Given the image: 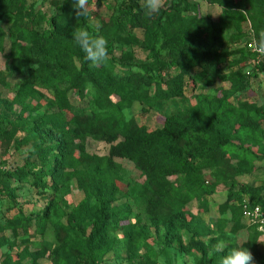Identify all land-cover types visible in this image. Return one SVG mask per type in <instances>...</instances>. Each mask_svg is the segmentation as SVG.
Returning a JSON list of instances; mask_svg holds the SVG:
<instances>
[{
	"label": "rangeland",
	"instance_id": "rangeland-1",
	"mask_svg": "<svg viewBox=\"0 0 264 264\" xmlns=\"http://www.w3.org/2000/svg\"><path fill=\"white\" fill-rule=\"evenodd\" d=\"M64 1L13 0V5H6L0 0V34L4 39L0 53L4 78L0 83V118L5 120L0 127V168L13 170L27 162L39 165L36 147L58 143L61 148L73 150L75 168L95 163L110 167L118 191L107 189L108 193L112 190V215L105 219L109 226L105 242L108 246L96 258L97 264H220L221 256L239 245L252 252L254 264H264V234L241 222L234 211L236 201L229 197L245 185L252 189L264 187V125L255 127L263 117L258 110L264 108V56L255 61L260 63L255 70L237 53L248 52L246 43L258 40L264 31V0H241L235 9L241 15L233 19L222 15L220 3L208 0H185L182 8L194 7L188 11L173 7L178 0H166L159 13L152 16L145 14L141 0H137L146 23L143 21L141 27L129 32L122 27L115 30L111 22L123 0H90L87 23L81 25L72 14L68 26L72 34L78 24L87 27L89 22H98L102 34L113 42L110 59L101 65L91 62L94 70L87 74L73 57L68 68L73 77L53 87L33 85L29 90L27 79L41 68L40 59L31 56L16 73H9L8 67L12 60L27 55L28 37L42 30ZM195 16L209 28L210 38L214 36L217 54L209 61V71L202 79L196 76L198 68L182 73L176 82L180 83L182 96L155 100V81L149 82L147 73L165 82L178 77L181 70L157 72L169 55L162 51L159 60L151 58L146 44L150 33L145 25L161 23L171 38L175 27L170 25L191 27ZM252 70L257 75L247 76L243 88L230 80ZM101 72L122 86L125 97L98 95ZM128 79L131 82H125ZM215 97L221 101L220 130L229 132L230 152L211 154L200 170L205 185L213 190L211 195L186 192L178 173L164 175L163 181L152 165L133 157L126 137L140 140L154 134L162 127L164 117L179 110L192 123V113L196 111H201L200 118L208 121L210 117L203 112ZM117 101H123L120 119L111 118L102 105ZM42 116H60L70 123L66 131L55 133L37 128ZM242 148L252 151L251 165L231 155L232 150ZM42 182L45 186L40 187L29 180L0 179V264H76L87 258L75 247L70 248L69 242L88 237L91 216L99 211V204L90 198L85 206L78 207L89 190L85 181L80 183L68 169L60 168ZM129 192L141 194V200L133 201ZM74 210L76 217H81L85 235L71 228L69 215ZM218 241H224L227 247L210 257Z\"/></svg>",
	"mask_w": 264,
	"mask_h": 264
},
{
	"label": "trees",
	"instance_id": "trees-1",
	"mask_svg": "<svg viewBox=\"0 0 264 264\" xmlns=\"http://www.w3.org/2000/svg\"><path fill=\"white\" fill-rule=\"evenodd\" d=\"M6 5H13V0H2ZM90 1V0H89ZM209 2H218L222 5V15L226 19L237 18L239 13L235 10L240 4L241 0H208ZM185 0H178L177 4L173 6L178 10L188 11L194 7L184 6ZM58 14L48 18L45 21V27L33 33L28 37L29 49L26 54H22L21 58L17 61L12 60L8 67L9 73L18 72L24 65L30 60L31 56H35L40 59L42 66L39 70L33 72V74L27 79V83L30 89L32 86H41L44 88L53 87L56 82H63L68 78L73 77L70 67V59L75 57L78 59L81 70L84 73H93V66L90 60L86 59V55L80 46L73 40L71 30L68 26V21L72 14H75L73 8V0H65L59 7H57ZM143 14L138 8L137 0H123V4H120L119 8H116V12L111 16V22L117 28H127L128 32L134 28L141 27L146 23L143 20ZM88 17H81L79 19L81 25L87 23ZM191 27H176V25H170L169 27H175V32L172 37L169 38L164 30V26L161 23L151 27L145 25V28L150 33L147 39V48L151 54V58L156 61L161 58L162 51H165L169 55V60L161 62L160 68H157V72L160 69H176L179 68L181 73L178 77L172 78L168 81H157L147 73L146 77L149 82L155 81L154 99L166 100L175 97H181L180 83H176L182 73H187L190 69L198 68L199 72L196 75L198 79H202L206 76L210 67V59L217 54L215 48L214 36L210 38L209 28L204 26L202 22L196 16L191 19ZM264 22V21H263ZM264 30V25L263 28ZM101 32V31H100ZM102 34V32H101ZM104 35V34H103ZM108 40L109 54L113 51L112 40L104 35ZM249 43V42H247ZM246 43V44H247ZM4 48V39L0 34V53ZM239 57L242 61H248V64H253L254 69L260 68V63L256 64V55L250 51L239 50ZM158 65V63H157ZM143 68L145 66H142ZM255 70L245 73L244 75H235L230 78L234 85L238 84L241 88L246 83L247 76H256ZM147 71V69H145ZM148 72V71H147ZM100 85L97 93L99 96L117 95L125 97L121 94V85L116 84V81L109 75H105L103 72L99 74L97 79ZM4 82L3 74L0 72V83ZM125 82H131L128 79ZM165 84V89L163 85ZM143 85H140V89H144ZM27 88V87H26ZM26 88L24 90L26 91ZM238 89V88H236ZM147 90V88H146ZM222 92V90H221ZM228 93V91H224ZM29 95V94H28ZM19 97V96H18ZM17 97V98H18ZM215 97L211 100L210 105L205 107L204 114L208 115L210 119L203 121L201 117V111H196V114L192 113L195 120L194 123L183 117V111L179 110L177 114L169 115L163 118L162 127L154 132L152 135H146L142 139L133 140L130 137H126V140L130 142V151L136 160H143L152 165L163 179L164 175H171L178 173L182 175L184 187L186 192H194L205 195H211L213 190L211 187L205 185L204 180L200 175L201 168L205 167V163L209 160L211 154L223 152L224 154L230 151L227 148L228 143V131L220 130L219 120V106L221 101ZM23 101V100H22ZM21 101V102H22ZM123 101H117L114 103L103 102L108 109L109 116L111 118L120 119L122 117L120 110ZM262 115V119L257 120L256 126L264 125V108L258 110ZM194 112V111H193ZM202 113V114H203ZM5 120L0 118V127L4 124ZM69 120L60 116H42L38 123L39 129H50L55 133H61L67 130ZM232 128V127H229ZM243 149V148H242ZM72 151L70 148H61L60 144H55L50 147H43L42 145L36 147L35 156L40 159V164L36 165L33 162H27L23 166L15 169L0 168L1 178H15L19 181L29 180L35 186L43 187L45 182H42L44 177H51L60 168L68 169L73 175L80 181H85L87 185V193L85 199L78 205H86L90 198H94L99 204V211L92 214V230L88 237L83 239H75L69 242V247H75L82 254H86L87 258L79 259L76 264H97L96 258L101 255L105 248H107L106 232L108 231V223L105 219L112 215L110 211V204L112 199L109 197L112 193L107 192L108 188H113V192L118 191V187L114 184L113 176L110 167L95 163L88 165L84 169L75 168L76 162H73ZM233 156L239 158L241 163L245 165H251L253 157H251L250 149L232 150ZM33 155V154H29ZM85 179V180H84ZM133 201L141 200L142 195L127 193ZM231 199H235L236 205H234L235 213L246 226L250 227L258 234H262L257 230L256 226L249 225L246 222V218L243 214L244 203H249L252 206L258 205L264 212V187L254 188L243 186L240 192L229 196ZM244 202V203H243ZM77 210H74L69 215V223L71 228L78 229L82 235H85L83 226L81 225V217H76ZM123 218L127 216L121 214ZM132 226H129L131 228Z\"/></svg>",
	"mask_w": 264,
	"mask_h": 264
},
{
	"label": "clouds",
	"instance_id": "clouds-1",
	"mask_svg": "<svg viewBox=\"0 0 264 264\" xmlns=\"http://www.w3.org/2000/svg\"><path fill=\"white\" fill-rule=\"evenodd\" d=\"M145 14L152 16L158 14L165 6L166 0H141ZM73 8L77 21L81 17L89 16V0H73ZM78 24V23H77ZM73 40L80 46L94 65L106 63L109 59L108 40L101 34L98 22H89L87 27L76 26L72 31ZM257 53L264 55V31L259 35V39L251 45ZM227 247L224 241H218L209 252L211 257L216 253H223ZM220 264H254L252 252L244 245L232 248L225 255L221 256Z\"/></svg>",
	"mask_w": 264,
	"mask_h": 264
},
{
	"label": "built area",
	"instance_id": "built-area-1",
	"mask_svg": "<svg viewBox=\"0 0 264 264\" xmlns=\"http://www.w3.org/2000/svg\"><path fill=\"white\" fill-rule=\"evenodd\" d=\"M254 42H249L246 44L247 49L256 55V61H258L260 59L261 55L260 53H257L253 47H251V45ZM258 63V62H257ZM244 203V202H243ZM243 214L246 218V222L249 225H253L257 227V230L259 232H261L262 234H264V212L262 210V208L258 205H251L249 203H244L243 206Z\"/></svg>",
	"mask_w": 264,
	"mask_h": 264
}]
</instances>
